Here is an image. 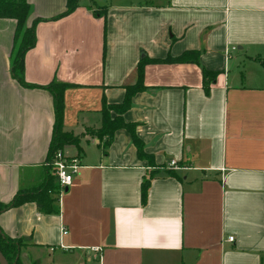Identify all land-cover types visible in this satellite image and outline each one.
Here are the masks:
<instances>
[{
	"label": "crops",
	"instance_id": "crops-1",
	"mask_svg": "<svg viewBox=\"0 0 264 264\" xmlns=\"http://www.w3.org/2000/svg\"><path fill=\"white\" fill-rule=\"evenodd\" d=\"M27 1L29 25L65 5ZM93 2L107 4L103 15L80 0L65 16L37 21L23 62L27 82L72 84L63 93L62 128L78 136L80 150L62 151L78 156L79 171L58 214L25 202L0 212L1 230L29 241L23 254L34 264H264V0ZM13 28L0 18L3 203L41 180L54 121L51 93L10 74ZM190 49L199 50V64L145 63L144 87L122 114L147 156L124 128L102 154L88 130L99 128L103 100H123L140 58ZM201 66L217 72L208 94ZM151 170L142 205L140 183Z\"/></svg>",
	"mask_w": 264,
	"mask_h": 264
},
{
	"label": "trees",
	"instance_id": "trees-1",
	"mask_svg": "<svg viewBox=\"0 0 264 264\" xmlns=\"http://www.w3.org/2000/svg\"><path fill=\"white\" fill-rule=\"evenodd\" d=\"M80 0H65L64 9L57 15L48 18L36 17L32 23L27 24V19L32 11L31 4L27 0H0V18L12 19L14 22L12 46L9 56V70L11 76L24 87H41L47 89L52 95L54 121L52 125L51 138L48 144L47 154L44 163V171L41 180L30 187L18 189L13 197L6 203L0 202V212L3 210L18 206L25 202H33L38 212L43 214L59 213V194L62 191L57 177L53 173L51 161L57 150H62L66 144H73L80 150L78 145V136L63 130V93L64 90L72 84L51 80L47 84H35L27 82L23 75V62L25 53L35 44L34 25L39 20H53L69 14L78 5ZM89 7H93V13L103 15L106 5H95L93 0H89ZM199 50H184L176 56L166 55L165 57H142L138 60L135 68V83L125 85V95L119 103H107L103 100L100 113L101 124L97 129H89L88 132L95 135L101 142V152L106 153V148L112 139L113 132L118 128H124L128 131L131 141L137 149L139 156H147L143 151V143L137 137L134 130V124L126 122L122 114L129 108L131 96L141 90L143 68L145 63H174L191 62L197 63ZM264 67V60L261 61ZM217 72L207 70L201 66L202 89L205 94L209 92L210 84L215 80ZM172 168L171 166H169ZM166 174L178 177L171 170H165ZM157 173V170L149 171L147 176H143L140 183V203L145 204L147 199V190L150 180ZM64 190V189H63ZM29 241L22 237H9L0 228V252L5 257L8 264H23L22 254ZM27 264H34L28 261Z\"/></svg>",
	"mask_w": 264,
	"mask_h": 264
},
{
	"label": "built area",
	"instance_id": "built-area-1",
	"mask_svg": "<svg viewBox=\"0 0 264 264\" xmlns=\"http://www.w3.org/2000/svg\"><path fill=\"white\" fill-rule=\"evenodd\" d=\"M51 166L53 173L57 177L62 189L59 194L60 197V195L63 193V189L71 183L73 176L79 171L81 166L80 161L77 155L69 156L66 155L62 150H57L52 157ZM168 166L176 167V161L173 159L170 160ZM63 233H66V231L63 230ZM228 240L232 241L233 237L229 236ZM91 250L95 252L98 259L101 258V248L99 246L91 247Z\"/></svg>",
	"mask_w": 264,
	"mask_h": 264
},
{
	"label": "water",
	"instance_id": "water-1",
	"mask_svg": "<svg viewBox=\"0 0 264 264\" xmlns=\"http://www.w3.org/2000/svg\"><path fill=\"white\" fill-rule=\"evenodd\" d=\"M67 187L64 188L63 191H66ZM22 258H23V264H27V257L25 254H22ZM0 264H8V262L6 261L5 257L2 255V253L0 252Z\"/></svg>",
	"mask_w": 264,
	"mask_h": 264
},
{
	"label": "rangeland",
	"instance_id": "rangeland-1",
	"mask_svg": "<svg viewBox=\"0 0 264 264\" xmlns=\"http://www.w3.org/2000/svg\"><path fill=\"white\" fill-rule=\"evenodd\" d=\"M98 3H99V0H98ZM74 135V134H73ZM75 136H77V135H75Z\"/></svg>",
	"mask_w": 264,
	"mask_h": 264
}]
</instances>
